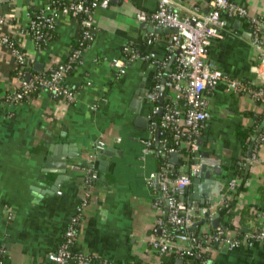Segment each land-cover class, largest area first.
<instances>
[{
	"label": "crops",
	"instance_id": "crops-1",
	"mask_svg": "<svg viewBox=\"0 0 264 264\" xmlns=\"http://www.w3.org/2000/svg\"><path fill=\"white\" fill-rule=\"evenodd\" d=\"M49 1L0 0V18L7 19L0 24V31L9 32L18 23L27 22L26 13L30 8L39 10ZM178 1L196 4L207 11L211 0ZM233 1L245 5L249 16L263 24L264 0ZM158 3L159 0H110L107 8L97 10L94 39L65 77L68 87L76 92L74 101L41 91L9 107L11 115H2L0 249L10 264L49 263L48 254L60 245L65 228L87 194L90 198L76 243L80 249L97 256L92 264L157 262L150 240L159 216L154 203L160 192L149 187L146 180L152 172L161 169V157L157 152H143L142 140L150 136V123L145 127L146 123L138 118H148L152 105L147 93L157 83V67L147 56L155 52L165 72L175 54L169 50L172 33L152 31L151 28H156L153 22L139 20L138 13L151 14ZM226 19L228 24L223 36L211 41L209 61L233 78L255 84L263 82L264 61L259 59L253 45L249 18L226 16ZM151 32L156 38L153 45L147 43ZM79 34L77 22L70 16L60 15L46 48L39 50L30 38H23L33 72H39L34 69L35 64L41 65L40 72H43L66 60L75 49ZM125 46L136 49L139 57L128 60L126 72L118 74L112 60L123 58ZM174 66L173 60L172 70ZM16 71L12 55L0 46V96L19 86ZM138 91L144 97L137 100ZM175 95L174 88L165 87L166 100ZM205 96L210 117L202 128L199 153L202 161L205 152L220 156L222 177L226 181L214 193L218 180L203 178L199 186L207 183L210 190L200 195L198 202H205L200 207L220 206L217 197L225 193L232 178L239 176L238 170L243 164L245 169L243 176H239L237 193L216 212L224 211L219 225L229 220L233 228L228 234L242 238L259 230L263 221L264 107L254 94L228 91L224 83ZM246 127H254L252 155L256 153L261 159H252L250 167L246 166L249 150L246 155L243 153L240 133ZM99 141L105 143L104 148H111V154L99 153L96 157L98 178L87 191L85 172L73 165H86L82 161L88 159ZM62 144L66 149L76 146L81 157H70L63 174L47 171L52 168L46 163L59 158ZM49 155H52L50 160ZM182 156L179 153L177 163L170 161L171 156L168 158L171 171L185 169L187 160L180 164ZM193 194L194 182L187 192V201L192 206ZM207 226L213 229L212 221ZM199 227L201 224L193 228ZM210 257L211 264H264V242L235 249L217 248Z\"/></svg>",
	"mask_w": 264,
	"mask_h": 264
},
{
	"label": "built area",
	"instance_id": "built-area-1",
	"mask_svg": "<svg viewBox=\"0 0 264 264\" xmlns=\"http://www.w3.org/2000/svg\"><path fill=\"white\" fill-rule=\"evenodd\" d=\"M110 0H50L43 8H30L26 13L27 22L18 23L9 32L0 31V46L5 47L14 59L19 86L0 96V119L3 114L11 115L8 108L13 104L26 100L41 91H48L55 97L68 101L76 99V92L65 82L66 74L80 61L85 48L93 41L96 27L94 16L99 8H107ZM60 15L73 18L80 29L79 46L64 61L53 64L43 72L31 71L30 59L23 46L22 40L30 38L37 49L42 50L51 41V30L58 25ZM226 16L249 18L253 27V45L258 50L259 59L264 61V22L249 16L248 8L233 0H211L210 8L203 11L196 4H185L178 0H159L157 9L147 14L138 13L141 21L150 20L156 28H175L169 38V50L175 54L174 69L168 74L165 87L174 88L176 95L164 101L163 112L159 118V96L164 67L158 64L155 52L147 56L157 67V83L148 91L147 99L151 102L148 115L150 136L142 140L143 152H157L161 158L168 159L173 152L186 149L188 154L184 164L185 169L172 175L170 168L162 167L152 172L146 182L151 188L158 189L160 196L154 203L158 210V219L153 226V236L150 246L157 254V262L162 264L161 258L174 253L178 259L186 256L202 258V264H211L209 256L215 249H235L241 246H252L255 242H264V211L262 225L259 230L236 237L228 234L229 228L218 226L210 228L211 222L219 207L227 204L237 193L241 178L236 176L228 184L225 193L217 197L220 206L214 204L194 208L187 201V192L193 179L200 173L202 167L199 153V140L204 122L210 117L209 102L205 93L212 91L220 83H224L228 91L235 93L254 94L264 107V81L259 84L245 82L229 76L209 61V49L214 38L222 37L227 26ZM7 21L5 16L0 18V24ZM155 33L151 32L147 43H155ZM139 57V53L132 46H125L124 56L113 59L112 64L118 74L126 72L128 60ZM158 126L160 127L158 130ZM162 130V131H161ZM168 133L160 140V134ZM171 136V139L169 138ZM160 140L158 148L154 143ZM105 143L99 141L89 155L86 165L73 167L81 168L85 172L84 187L90 190L98 178V168L95 159L104 149ZM252 159L261 161L256 153ZM189 161V162H188ZM188 165V169H187ZM87 194L80 202L69 224L64 230L60 245L48 254L53 264H92L97 256L85 250L74 251L81 226L85 218V207L89 202ZM216 201V200H215ZM12 214V213H11ZM205 219L204 222H201ZM201 224L198 231L195 228ZM171 227L186 230L171 233ZM187 228H190L187 231ZM208 253V257H204ZM4 250L0 249V264H5Z\"/></svg>",
	"mask_w": 264,
	"mask_h": 264
},
{
	"label": "water",
	"instance_id": "water-1",
	"mask_svg": "<svg viewBox=\"0 0 264 264\" xmlns=\"http://www.w3.org/2000/svg\"><path fill=\"white\" fill-rule=\"evenodd\" d=\"M152 31H168L171 33L176 32L175 28H151ZM174 60V56L172 57L171 61H170V65L167 68V70L164 72V75L161 79V88H160V96H159V105L161 107L160 112H159V118H161L162 116V112H163V104L165 101V82L166 79L168 77L169 72L172 71V67L171 64L173 63ZM34 69L37 71H42L41 65L39 64H35L34 65ZM143 92L138 91L135 99H141L144 97V94H142ZM135 104V102H134ZM138 121H143L146 123V125H144L145 127L147 126V123L149 122L148 118H144L140 119L138 118ZM264 125L262 124V127ZM159 126H158V130H159ZM199 144L201 145L202 142L199 140ZM253 144H254V139L251 141L250 146H249V152H248V160H247V167H250V164L252 162V149H253ZM64 147V148H63ZM62 148L63 150L60 151L59 153V158L55 160V162H50V163H46L47 166L51 167L52 169H49L47 171L49 172H59L61 174H63L66 170H67V166H68V160L70 157H81V152H79V150H76L77 147L76 146H71L68 147L66 149V146L64 144H62ZM75 148V149H74ZM111 148H104L100 153L104 154V155H110L111 154ZM52 156V155H51ZM51 156L49 155L47 157L48 160L51 159ZM203 161H202V167L200 170V173L197 177H195L193 179L194 182V194H193V199L195 200L193 203V206L195 208H199L201 205H204L205 202H201L199 203L198 200L200 199V195L202 194H208V191L210 190L209 186L207 185V183H203V185L199 186L202 183V179L203 178H208L210 181L213 180H218L216 183V188L213 191L214 193H218L219 190L221 189V185L220 183L225 182L226 179L222 177V172H223V168L221 167V158L220 156L214 154V157L211 155L210 151L209 152H205L203 154ZM170 161L172 163H177L179 162V152H173L171 153V159ZM87 160H83L82 164H86ZM103 162V161H102ZM209 164L214 165L212 167V169H210L208 166ZM172 167H174V164H171ZM102 170H104V168H100ZM159 171V170H158ZM52 190L55 189V186L51 187ZM212 192V193H213ZM192 205V204H191ZM224 213V211L219 212L218 214H216L213 218H212V224H213V228H217L219 226V221H220V216ZM205 219H202L201 222H204ZM191 229H193V227H191ZM224 250H227V248H224ZM178 264H182L183 260L182 259H178Z\"/></svg>",
	"mask_w": 264,
	"mask_h": 264
},
{
	"label": "trees",
	"instance_id": "trees-1",
	"mask_svg": "<svg viewBox=\"0 0 264 264\" xmlns=\"http://www.w3.org/2000/svg\"><path fill=\"white\" fill-rule=\"evenodd\" d=\"M55 31H56V29L50 31V33H52L51 39L53 38ZM77 46H79V42L78 41L76 42L75 48ZM25 51H26V49H25ZM31 71H33V70L31 69ZM253 130H254V127H252V128L251 127H246V128H244V129H242L240 131V133H241V139L243 141V153L245 155L247 154V151L249 150V145L251 143V133L253 134ZM167 135H168V133H166V132L163 133V134H160V140H161V138H163L164 136H167ZM169 138L171 139V136ZM160 140L158 139L154 143V147L155 148H158L159 143H160ZM180 153L183 155L182 156V159L183 160H181V162H180V164H181V163H183L185 161V157L188 154H190V153L188 151H186V149H184V148L183 149H180ZM244 163H245V160H244ZM161 166L162 167H167L168 166V159L161 158ZM244 169H245V167L242 164V166H240L239 167V170H238L240 177L243 176ZM170 172H171L172 175H175L179 171L178 170L171 171V169H170ZM219 226H221V227L222 226H226L229 229H232L233 228V225L230 223L229 220L228 221H224V223L222 225H219ZM198 229L199 228H196L195 231H198ZM181 230H186V229L180 228V227L179 228L178 227H171L170 232L171 233L180 232ZM189 230H190V228H187V231H189ZM73 250L74 251H79L81 249L78 247L77 243H75V245L73 246ZM208 256H209L208 253H206L204 257L209 258L210 256L209 257ZM2 258L4 259L5 264H10L9 261H8L7 256H4L3 255ZM177 260H178V257L174 253H172V254H166V255L162 256V258H161L162 264H177ZM47 264H53V262L50 261ZM183 264H202V258L196 257V256H186V257L183 258Z\"/></svg>",
	"mask_w": 264,
	"mask_h": 264
}]
</instances>
